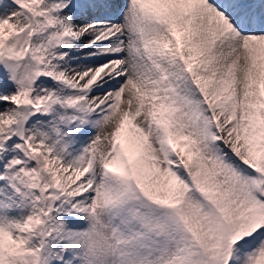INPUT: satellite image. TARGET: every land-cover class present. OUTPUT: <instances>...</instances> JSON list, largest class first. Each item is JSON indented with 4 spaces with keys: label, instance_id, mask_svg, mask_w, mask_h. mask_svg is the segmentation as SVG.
Here are the masks:
<instances>
[{
    "label": "snow or ice",
    "instance_id": "6c2138e0",
    "mask_svg": "<svg viewBox=\"0 0 264 264\" xmlns=\"http://www.w3.org/2000/svg\"><path fill=\"white\" fill-rule=\"evenodd\" d=\"M0 264H264V0H0Z\"/></svg>",
    "mask_w": 264,
    "mask_h": 264
}]
</instances>
